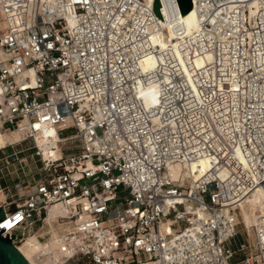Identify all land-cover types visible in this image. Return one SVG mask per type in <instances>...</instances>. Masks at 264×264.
<instances>
[{"label": "built area", "instance_id": "built-area-1", "mask_svg": "<svg viewBox=\"0 0 264 264\" xmlns=\"http://www.w3.org/2000/svg\"><path fill=\"white\" fill-rule=\"evenodd\" d=\"M193 7L200 26L173 47L154 41L152 0H0V128L55 126L69 143L56 159L35 147L34 184L0 182V205L19 206L0 222L16 246L59 231L39 264H264V223L234 242L242 204L264 189V0ZM3 149L0 171L23 152Z\"/></svg>", "mask_w": 264, "mask_h": 264}, {"label": "bare ground", "instance_id": "bare-ground-1", "mask_svg": "<svg viewBox=\"0 0 264 264\" xmlns=\"http://www.w3.org/2000/svg\"><path fill=\"white\" fill-rule=\"evenodd\" d=\"M152 1L155 2V0ZM158 2L160 4L159 6L162 12V17L160 18V33L154 36L155 42L159 43L162 46L171 45L173 47H176L178 45V41L182 37L183 32L189 35L198 30L200 26V18L196 8L193 7L189 13L183 15L180 11L177 0H158ZM5 26V29L0 34L4 33L8 29L9 23L7 22V20ZM179 30H181V32H179ZM181 61L186 64L184 59H181ZM195 62L198 66H200L202 60L196 59ZM155 63L156 60L153 57L149 56L146 57L143 65L144 67H148L153 66ZM184 68L189 78L192 79L191 71L187 64L186 67L184 66ZM145 93L151 96V102L156 101L157 90L154 86L149 87ZM143 96H145L144 93ZM37 127L41 129L35 134L34 143L35 147L41 150L43 157L56 159L62 156L63 152L59 144V140L61 139V137L58 134L57 128L55 126L49 125H38ZM29 129V126L25 122H21L20 127L16 129L3 131V129L0 128V149L7 147V145L10 143L19 142L23 138L27 137ZM238 155L240 156L241 160H243L242 155L240 153H238ZM199 163L202 166V171H205L209 167L208 158H202ZM170 174L173 177L186 178V176L190 174V171L184 170L182 166L177 164L171 166ZM2 196L3 193L0 189V199H3ZM246 204L250 207V211L249 213H247V217L242 214V218L246 229L251 232L252 227L258 225L259 223H264V189L259 187L256 191H254L253 194L248 197L246 202L242 204L241 208ZM61 211H63V208H60L58 206L53 207L50 211V216L48 217L49 221L52 220L51 218L54 217V215ZM44 230H46L47 232H49V230L56 231L59 234V231L55 228L54 225H52L51 222L49 226H46L44 228ZM30 237L37 241L40 244V247L30 254L26 255L28 259L34 257V260H36V253L43 247L47 246L53 249H58L61 246V236L54 238L47 244L42 243L38 237L32 234L28 235L24 241H26Z\"/></svg>", "mask_w": 264, "mask_h": 264}, {"label": "rangeland", "instance_id": "rangeland-1", "mask_svg": "<svg viewBox=\"0 0 264 264\" xmlns=\"http://www.w3.org/2000/svg\"><path fill=\"white\" fill-rule=\"evenodd\" d=\"M5 24H6V20L4 19V15H3L2 11L0 10V33L5 29V27H6ZM73 132H75L74 128L62 131V132H60V135L63 137V136H67ZM34 145H35L34 138H26L25 137L19 142L8 144L7 147H5L3 149L4 152L12 151V148H17V149L23 150L22 154L20 155V157H21L20 161L13 162L10 165H6V164L1 165L3 171L2 170L0 171V182L4 187L14 189V185L17 182H19L20 180L23 181L24 184H27V185L34 184L37 181L38 172H39L40 168L42 167V161H41V158L39 156L35 155L36 149H35ZM68 145H69V143L63 144L62 149L64 151H66ZM0 151H1V149H0ZM114 173H117V171H114ZM2 193H3V196H2L3 199H0V201L5 200V198H6V196H5L6 194L3 191H2ZM249 211H250V207L247 204L241 208V214H244L245 216L247 215V213H249ZM238 231H239L238 236L234 239V242L236 244H239L240 242L244 241L245 238H247V236L253 237L252 229L248 235V230L246 229V227L244 225L242 217L240 218V222L238 224ZM47 233L49 234V237H50L48 239V241L42 242L40 240L44 244L49 243L54 238L60 237V235L56 231H52V230L50 231L49 230V232H47L44 229L39 230L38 232L37 231L32 232L31 234L35 235L36 237L39 238L40 235L41 236L47 235ZM59 245H60V243H59ZM35 261H36V263L39 264L37 259Z\"/></svg>", "mask_w": 264, "mask_h": 264}, {"label": "water", "instance_id": "water-1", "mask_svg": "<svg viewBox=\"0 0 264 264\" xmlns=\"http://www.w3.org/2000/svg\"><path fill=\"white\" fill-rule=\"evenodd\" d=\"M180 11L183 15L189 13L193 8V0H177ZM158 0L154 2V9L158 16L162 17V12L159 6ZM19 208L17 203L10 205H0V222L6 218V209L7 211L14 210ZM6 228L0 230V264H37L34 260V257L28 259L26 255L35 251L40 247V244L35 241L32 237L24 241L19 246H16L13 242L15 235L9 237L3 235V231Z\"/></svg>", "mask_w": 264, "mask_h": 264}, {"label": "crops", "instance_id": "crops-1", "mask_svg": "<svg viewBox=\"0 0 264 264\" xmlns=\"http://www.w3.org/2000/svg\"><path fill=\"white\" fill-rule=\"evenodd\" d=\"M19 182H23V181L20 180ZM23 183H24V182H23ZM10 189H11V188H10Z\"/></svg>", "mask_w": 264, "mask_h": 264}]
</instances>
